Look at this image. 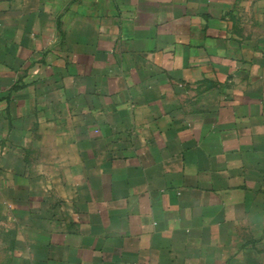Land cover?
<instances>
[{"label": "crops", "instance_id": "obj_1", "mask_svg": "<svg viewBox=\"0 0 264 264\" xmlns=\"http://www.w3.org/2000/svg\"><path fill=\"white\" fill-rule=\"evenodd\" d=\"M0 222L14 264H264V0H0Z\"/></svg>", "mask_w": 264, "mask_h": 264}, {"label": "rangeland", "instance_id": "obj_2", "mask_svg": "<svg viewBox=\"0 0 264 264\" xmlns=\"http://www.w3.org/2000/svg\"><path fill=\"white\" fill-rule=\"evenodd\" d=\"M13 236L6 223L0 222V264H14Z\"/></svg>", "mask_w": 264, "mask_h": 264}]
</instances>
